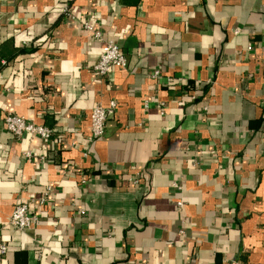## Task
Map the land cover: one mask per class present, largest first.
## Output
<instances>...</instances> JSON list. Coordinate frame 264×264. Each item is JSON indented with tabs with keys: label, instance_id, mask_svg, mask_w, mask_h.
I'll list each match as a JSON object with an SVG mask.
<instances>
[{
	"label": "crops",
	"instance_id": "crops-1",
	"mask_svg": "<svg viewBox=\"0 0 264 264\" xmlns=\"http://www.w3.org/2000/svg\"><path fill=\"white\" fill-rule=\"evenodd\" d=\"M108 40L127 66L101 77ZM234 259L264 264V0H0V264Z\"/></svg>",
	"mask_w": 264,
	"mask_h": 264
},
{
	"label": "built area",
	"instance_id": "built-area-1",
	"mask_svg": "<svg viewBox=\"0 0 264 264\" xmlns=\"http://www.w3.org/2000/svg\"><path fill=\"white\" fill-rule=\"evenodd\" d=\"M70 11L71 8L69 6L65 7L64 12L66 14H70ZM85 26L90 30L93 29L88 23H86ZM94 35L96 39L103 40L100 32H95ZM126 66L127 58L123 51L113 40H108L104 42L100 57L94 64L93 69L99 76L108 77L114 68H125ZM160 75V70H155L152 77L158 79ZM116 108L117 102L115 100H111L108 106H105L102 103H97L93 107L90 116L93 138L97 139L105 134L108 118L114 113ZM4 122L8 131L19 139L26 134L49 139L54 134V131L51 128L45 125L35 124L27 120L24 116L12 112L5 115ZM25 155L31 157L33 154L32 152L27 151ZM52 189V186L47 187L44 196L40 198L41 204L45 202ZM182 204V201L178 202L179 206H182ZM38 220L39 215L30 207L28 202L22 200L16 204L8 223L18 230L26 231L31 229ZM1 250L4 253L6 251V246H2ZM230 264H240V262L234 259L231 260Z\"/></svg>",
	"mask_w": 264,
	"mask_h": 264
},
{
	"label": "trees",
	"instance_id": "trees-1",
	"mask_svg": "<svg viewBox=\"0 0 264 264\" xmlns=\"http://www.w3.org/2000/svg\"><path fill=\"white\" fill-rule=\"evenodd\" d=\"M65 7H66V6H65ZM65 7H64V9H65ZM64 9H63V10H64ZM51 129L54 131V129H53L52 127H51Z\"/></svg>",
	"mask_w": 264,
	"mask_h": 264
}]
</instances>
